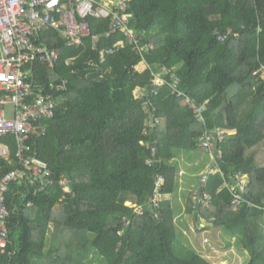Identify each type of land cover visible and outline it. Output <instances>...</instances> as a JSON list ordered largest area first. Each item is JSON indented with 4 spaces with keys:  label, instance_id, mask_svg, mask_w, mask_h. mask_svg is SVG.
<instances>
[{
    "label": "trees",
    "instance_id": "16d2710c",
    "mask_svg": "<svg viewBox=\"0 0 264 264\" xmlns=\"http://www.w3.org/2000/svg\"><path fill=\"white\" fill-rule=\"evenodd\" d=\"M126 1L139 49L127 43L100 55L111 18L88 17L91 35L74 46L54 29L37 39L60 59L53 68L37 63L35 82L67 81L55 94L58 116L29 141L53 183L43 190L42 181L10 184L0 264H215L180 241L171 202L155 208L152 200L160 175L161 193L176 192V153L206 152L201 138L217 131L226 132L212 151L217 172L186 211L205 225L200 230L234 238L248 255L243 264H264V0ZM189 101L205 107L203 121ZM148 103L160 123L145 132ZM11 151V161L0 156V180L18 166ZM238 175L248 184L237 187L243 201L236 206L230 185Z\"/></svg>",
    "mask_w": 264,
    "mask_h": 264
},
{
    "label": "built area",
    "instance_id": "2783aa9c",
    "mask_svg": "<svg viewBox=\"0 0 264 264\" xmlns=\"http://www.w3.org/2000/svg\"><path fill=\"white\" fill-rule=\"evenodd\" d=\"M128 8L126 0H0V156L11 161V147L14 146L18 159L17 168L0 180V251L6 246L9 237L7 221L10 208L6 195L10 184L26 180L31 184L42 181L43 190L53 183L52 171L46 163L32 156L29 141L44 135L48 131V122L58 116L59 102L55 94L66 90L67 81L47 88L35 82L34 67L37 63L53 68L60 59L56 49H50L44 43L38 44L37 39L46 30L54 29L59 32L60 38L67 41L68 46H74L91 35L90 24L86 21L88 17L111 18L110 31L106 37L121 33L123 41L100 48V55L104 57L107 53L112 54L127 43H135V49H139V40L130 28ZM220 30L223 32V27ZM225 35L221 34L220 39L225 40ZM67 64L72 65V60L67 61ZM261 72L264 77V67ZM156 84H164L159 75ZM189 104L196 117L203 121L205 107L191 101ZM7 107H12L10 116ZM144 110L148 115L147 132L148 128H155L160 119L155 116L156 107L152 103L146 104ZM225 140L226 132H209L201 138L200 146L212 154L216 145ZM219 157H222V152H219ZM215 172L216 167L210 168L202 175L201 183L206 185L209 175ZM165 182L164 176L157 177L152 200L155 208H159L165 198L161 193ZM236 182V185H230V190L234 193L233 204L238 206L243 197L236 189L239 187L244 192L248 182L246 176L241 175L237 176ZM61 185L69 191L64 176ZM205 200V205H208L210 196L206 195ZM138 210L142 211L141 208Z\"/></svg>",
    "mask_w": 264,
    "mask_h": 264
},
{
    "label": "rangeland",
    "instance_id": "374dc122",
    "mask_svg": "<svg viewBox=\"0 0 264 264\" xmlns=\"http://www.w3.org/2000/svg\"><path fill=\"white\" fill-rule=\"evenodd\" d=\"M248 6L251 7L250 5ZM142 67L143 66H139L138 68L142 69ZM137 95L139 96L140 94L137 93ZM7 112L10 116V114L12 113V107H7ZM201 156L203 160L202 163H204V166H205V164L207 163V158H205V156L203 155ZM194 157L196 156L191 155V153L187 151H178L176 153V158L174 159L175 162L174 160L172 161L173 163H176L179 169L178 170L179 173L177 176V179L179 177L177 181V189H176V192L172 195L173 196L172 198L176 199L175 201H177V203L180 204V207H182L181 210L180 208L179 209L177 208V211L175 210V212H177L176 213L177 219H175V222H176L177 227L179 228V231L181 232L180 241L185 246L199 252L204 257H206L209 261L215 264H243V263H246L248 261V255L247 253L243 252L237 247V245L235 244L234 238L226 235L227 233L223 235V233L216 234V232L214 233L212 230L211 231L210 230L200 231L199 230L200 226L197 225V223L194 221L193 218L191 219V215H189L188 213H184L183 211L184 207L188 206L187 205L188 198L190 197L191 199H195V202H196L198 201L197 198L200 193V188H198L199 190H197L196 187H194V189H190L189 191L190 194H189L188 189H185L186 183L185 181H183V178H182L183 173H184V171L182 170H185L184 166L185 164L188 163V161H190L192 165H188V164L187 165L193 168V165L195 164L194 161L196 159V158L194 159ZM183 158L185 159V161L183 160ZM211 158H212L213 163H215L213 160V157ZM198 162L200 163V161ZM199 166L200 167L195 165L194 166L195 168H193V170H190L191 173L188 174L191 177L192 182H194L196 186L197 185L200 186L199 173H201L204 167L202 165H199ZM183 217L186 218V222H185L186 227L181 226L183 222L180 220H183L184 219Z\"/></svg>",
    "mask_w": 264,
    "mask_h": 264
},
{
    "label": "crops",
    "instance_id": "0c3cea01",
    "mask_svg": "<svg viewBox=\"0 0 264 264\" xmlns=\"http://www.w3.org/2000/svg\"><path fill=\"white\" fill-rule=\"evenodd\" d=\"M123 41V35L121 34V33H117V34H115V35H113V36H111V37H105V38H102L101 40H100V42H99V48H102V47H105V46H108V45H111V44H114V43H118V42H122ZM139 66H143L142 67V69H139L138 67ZM139 66H137V70L138 71H140V72H143V71H145L147 68H148V65L146 64V62L145 61H143L142 63H140L139 64ZM137 93H139L140 95L138 96L137 95ZM141 94H142V91H141V89L140 88H137L136 89V91H135V95H136V97L137 98H139L140 96H141ZM191 155H195L196 157H194V159H195V164L193 165V168H195L194 166L195 165H197L198 167H200L199 165H202V166H204V163H202V156L201 155H203V156H205V158H207V163L205 164V166L203 167V170L201 171V173H199V182H200V186L199 185H197L196 186V184L194 183V182H192V180H191V177L188 175L189 173H191V171L190 170H193V168L192 167H189L188 165H192V163L190 162V161H188V165L187 164H185V166H184V169L185 170H182V171H184V173H183V181H185V183H186V185H185V189H188V193H189V191H190V189H194V187H196V189L197 190H199L198 188H200V193H199V195H198V202H200L201 201V188H202V186H203V184L201 183V176H202V174L203 173H205V172H207V170H209V168H213L215 165H214V163H213V161H212V156H214L213 154H211V153H207V152H203V153H195V154H191ZM183 160L185 161V159L183 158ZM198 161H200V163L198 162ZM174 162H175V160H174ZM187 162V161H186ZM190 163V164H189ZM179 173V172H178ZM216 173V172H215ZM178 179H179V177H178ZM178 179H177V181H178ZM184 189V190H185ZM183 190V189H182ZM190 194V193H189ZM173 195V194H172ZM172 195H167L166 197H165V199H167V200H169L170 202H171V204H172V207L174 208V210H176L177 211V208L179 209L180 208V210L182 209V207H180V204L179 203H177V201H175L176 199H173L172 197ZM189 199H191L190 197L188 198V200H187V205H188V203H189ZM194 202H195V199H192ZM130 204V203H129ZM187 207L188 206H186V207H184V213H187ZM179 210V211H180ZM178 211V212H179ZM177 213V212H176ZM189 214V213H188ZM179 215V214H178ZM190 215V214H189ZM177 216V215H176ZM186 216V215H185ZM184 219V221L183 220H180V221H182L183 222V224L181 225V226H184V227H186V224H185V222H186V218L185 217H183ZM193 218V216H191V219ZM176 219H177V217H176ZM194 219V218H193ZM178 224V223H177ZM205 227V225L204 224H202V225H200V229L201 228H204ZM199 229V230H200ZM200 231H202V230H200ZM207 231H209V230H207ZM211 231V230H210ZM213 231V230H212ZM216 231V234L217 233H219V234H222L223 233V235L225 234V232H224V230H222V229H218V230H215ZM227 235V234H226Z\"/></svg>",
    "mask_w": 264,
    "mask_h": 264
}]
</instances>
